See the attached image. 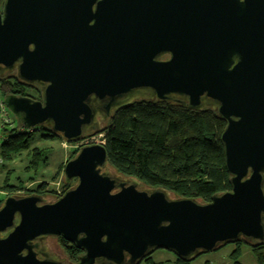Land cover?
<instances>
[{
	"label": "water",
	"instance_id": "1",
	"mask_svg": "<svg viewBox=\"0 0 264 264\" xmlns=\"http://www.w3.org/2000/svg\"><path fill=\"white\" fill-rule=\"evenodd\" d=\"M20 1L44 11L18 67L42 86V101L3 99L21 128L46 126L78 142L115 110L172 97L224 121L230 190L208 202L171 197L115 173L103 143L85 144L64 164L65 180L76 182L57 200L3 199L0 233L14 227L0 238V264H38L30 242L41 235L74 242L85 252L80 264H136L158 249L190 260L264 242V0H8Z\"/></svg>",
	"mask_w": 264,
	"mask_h": 264
},
{
	"label": "trees",
	"instance_id": "2",
	"mask_svg": "<svg viewBox=\"0 0 264 264\" xmlns=\"http://www.w3.org/2000/svg\"><path fill=\"white\" fill-rule=\"evenodd\" d=\"M224 126V121L211 109L193 111L175 103L140 100L113 111L102 130L86 134L83 138L102 134L107 163L115 173L134 177L148 187L164 188L177 197L208 202L211 196L230 190L220 141ZM1 130L4 136L0 144L1 161H11L23 151H28L30 161L26 170L34 172L26 179L31 180L35 179L39 167L46 161L48 152L32 146L35 135L43 141H63L60 135L46 126L38 130L23 129L22 132H19L18 125L14 128L4 126ZM17 182L21 183V179L18 178ZM64 184L70 183L64 179ZM45 185V182H40L36 191L43 192ZM20 188L22 185H9L6 180L0 186L2 191L9 193ZM231 244L234 245L228 255L231 264H241L239 257L243 244L248 246L255 264H264V242L239 240ZM193 259L176 257L175 263L189 264Z\"/></svg>",
	"mask_w": 264,
	"mask_h": 264
},
{
	"label": "flooded vegetation",
	"instance_id": "3",
	"mask_svg": "<svg viewBox=\"0 0 264 264\" xmlns=\"http://www.w3.org/2000/svg\"><path fill=\"white\" fill-rule=\"evenodd\" d=\"M154 1L155 4H157V6L159 7H166L168 6V3L173 2V0ZM36 11L38 12L32 13L29 10V5L21 1L14 4L12 2H8V0H0V56L6 57L4 59L6 63L0 62V101L2 102L6 96L26 97L33 101H42V86L37 82L24 81L18 75V67L22 62L21 55L24 54L25 44L29 50L33 49V45H27V43L25 42L26 39H24L26 38V34L29 35V29H34V26L31 27L30 24L34 23L35 28L37 29V26L41 21V18L43 17L42 13H44V11H40L39 9ZM13 57L16 58L13 59ZM169 57L170 56L168 53H163L161 60H168ZM149 102L159 104L175 103L180 106L181 103H183L182 100H178L172 97L171 99L163 102H160L158 100ZM8 114L15 121L20 120L19 116L14 115L9 110ZM110 116L111 115H109L106 121H100V130L105 127ZM98 119L101 120L100 118ZM94 132L96 131L93 127L88 134ZM98 134L100 133L91 134L88 137L82 138L80 141L90 139L91 137ZM85 144L89 143L84 142V144L82 145ZM71 181H74L73 183H75L76 179H72ZM14 192L16 191L10 192L9 195L23 196L36 194L41 197V203H48L57 200L60 196H62L65 190L62 193L59 192V195L52 196V199L50 200H45L43 196H46V194H40L36 191V188L32 192L29 191L22 194H11ZM14 221L15 223H17V218H15ZM13 227L14 226L1 232L0 238L6 236L13 229ZM78 237H81V235H79ZM30 245L32 246L31 252L34 255L33 261L38 264H80L81 257L85 253L83 249L78 248L74 242L65 239L62 235H41L33 239L30 242ZM154 251H152L151 253H153ZM26 252L27 251L24 250L22 252V255H25ZM151 253L142 258L136 264H141L142 262L147 261ZM82 264H108V261H106L105 259H95L92 261V263L83 262ZM123 264L128 263L127 261H125Z\"/></svg>",
	"mask_w": 264,
	"mask_h": 264
},
{
	"label": "rangeland",
	"instance_id": "4",
	"mask_svg": "<svg viewBox=\"0 0 264 264\" xmlns=\"http://www.w3.org/2000/svg\"><path fill=\"white\" fill-rule=\"evenodd\" d=\"M11 126L14 128L18 125L19 132H22L21 126L15 121L9 114L8 109L6 111ZM10 126V125H8ZM38 130V128H36ZM24 131V130H23ZM35 141L32 146L48 150L46 154V161L39 167V171L36 174L34 180L26 179L31 176L34 170H26V166L29 165L30 156L28 151H23L19 155L15 156L11 161H0V186L6 180L9 185H22V188L11 194H22L29 191H33L40 182H45V190L40 194L45 200L52 199V196L59 195L64 190H67L69 186L73 185L74 181L69 182L70 184H64L63 166L66 163L69 156L74 150L84 144V141H78L76 143H65L59 139L43 141L35 135ZM6 138V137H5ZM4 140V136L0 137V144ZM93 143H103L102 134L95 135L90 138ZM1 160V157H0ZM55 177V179H54ZM21 179V183L17 180ZM23 180V181H22ZM65 185V186H64ZM63 190V191H62ZM60 192V193H59ZM10 193L2 191L0 189V199L8 196ZM171 197H176L171 193ZM3 202L0 201V205ZM234 249V245L229 243L221 248L208 253H202L195 259L189 262V264H231L228 257L229 253ZM176 256L169 251L158 249L149 255L147 261L141 264H176ZM241 264H255L256 260L250 252L247 245L241 246V255L239 257Z\"/></svg>",
	"mask_w": 264,
	"mask_h": 264
},
{
	"label": "built area",
	"instance_id": "5",
	"mask_svg": "<svg viewBox=\"0 0 264 264\" xmlns=\"http://www.w3.org/2000/svg\"><path fill=\"white\" fill-rule=\"evenodd\" d=\"M7 109L6 107L4 106L3 102L0 101V137L2 136L3 137V134H2V128L4 126H8L10 125L9 127H12L11 126V122L9 121V118L7 116V113H6ZM93 140H90V139H85L84 142H88V143H92ZM65 142V141H64ZM67 143V142H65ZM1 161V160H0Z\"/></svg>",
	"mask_w": 264,
	"mask_h": 264
}]
</instances>
